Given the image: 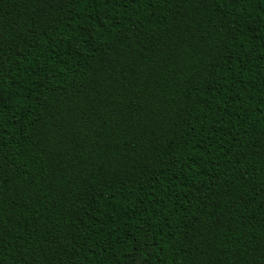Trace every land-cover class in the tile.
I'll list each match as a JSON object with an SVG mask.
<instances>
[{"label": "trees", "instance_id": "trees-1", "mask_svg": "<svg viewBox=\"0 0 264 264\" xmlns=\"http://www.w3.org/2000/svg\"><path fill=\"white\" fill-rule=\"evenodd\" d=\"M0 264H264V0H0Z\"/></svg>", "mask_w": 264, "mask_h": 264}]
</instances>
